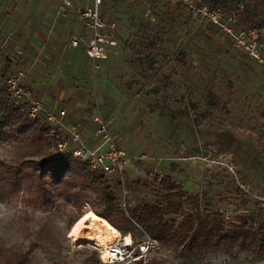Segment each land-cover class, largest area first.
<instances>
[{"label": "rangeland", "instance_id": "rangeland-1", "mask_svg": "<svg viewBox=\"0 0 264 264\" xmlns=\"http://www.w3.org/2000/svg\"><path fill=\"white\" fill-rule=\"evenodd\" d=\"M101 14L103 30L118 43L105 61L81 60L70 67L74 94L83 97L82 109L72 116L89 137L92 125L85 124L93 122L98 106L119 143L144 156L133 161L123 184L105 175L125 212L142 202H162L165 191L154 175L168 174L196 197L194 203L183 199L182 210L166 216L175 224L196 208L225 221L253 210L264 217V68L218 40L214 27L190 20L177 4L154 2L149 18L140 3L103 0ZM234 25L255 27L264 41V26H243L236 17ZM209 90L215 107L208 104ZM68 107L62 108L69 117ZM14 144L0 139V161L19 155ZM43 178L45 185L57 186L48 175ZM85 193L79 207L64 193L45 200L29 185L2 195L0 264H16L23 255L22 264H104L95 243L70 237L86 211L113 225L94 212L102 208L95 193ZM135 225L131 235L111 226L110 242L118 235L134 244L150 242L141 264H209L218 253L232 264H264V255L238 243L185 256L181 246L160 242Z\"/></svg>", "mask_w": 264, "mask_h": 264}, {"label": "trees", "instance_id": "trees-1", "mask_svg": "<svg viewBox=\"0 0 264 264\" xmlns=\"http://www.w3.org/2000/svg\"><path fill=\"white\" fill-rule=\"evenodd\" d=\"M196 1L210 7H219L227 14H233L234 11L233 15H236V20L243 26H264V0ZM179 56L183 57V54L180 52ZM207 96L210 106L218 105L212 91L209 90ZM0 139L15 142L19 151L17 157L6 162L0 161V197L9 196L23 185H29L37 188L45 200H50L56 193H64L72 200V205L79 207L87 196V189L95 193L98 206H102L100 209L93 208L94 212L102 219L106 218L123 234L131 235L137 229L136 223L150 237L181 246V252L185 256L197 255L212 248H228L235 243L264 255V217L258 211L240 213L230 221L217 215L204 214L198 208L183 216L177 224L173 218L166 217L182 210L183 199L191 203L196 200L194 194L188 193L168 174L162 175L159 180L165 191L164 203L142 202L126 207V213L107 183L106 176L89 170L84 163L68 153L51 152L49 149L52 142L42 123L29 118L25 110L13 103L8 93L2 89ZM45 175L57 186L52 188L45 185ZM75 187L79 188L78 191L72 190ZM22 257L16 264H22L26 260L25 255ZM137 261L141 264V260ZM149 264L167 263L165 260L152 259Z\"/></svg>", "mask_w": 264, "mask_h": 264}, {"label": "built area", "instance_id": "built-area-1", "mask_svg": "<svg viewBox=\"0 0 264 264\" xmlns=\"http://www.w3.org/2000/svg\"><path fill=\"white\" fill-rule=\"evenodd\" d=\"M143 6L145 15L151 12L154 2L179 5L192 21H199L216 29L219 39H226L237 50L246 54L251 60L264 68V41L255 27L238 28L234 25L233 14L225 13L219 7H210L196 0H130ZM103 0H59L57 16H67L73 11L91 29L88 38L74 35L70 38L72 46L82 45L85 53L95 64L106 59L108 53L117 45V39L103 30L101 4ZM24 72L15 70L7 76L0 74V89L5 90L11 101L25 110L26 115L39 120L57 153H68L93 172H100L124 183V175L130 165L143 155L135 156L119 143L116 135L111 133L109 122L102 116L96 106L92 116L91 135L83 132L74 121L67 119L64 108L58 110L49 107L37 97L30 87L23 82ZM159 181L161 174L154 175ZM131 238V236H130ZM150 242L134 244L128 242L125 235L119 236L107 247L98 246L100 259L104 264H130L143 257Z\"/></svg>", "mask_w": 264, "mask_h": 264}, {"label": "crops", "instance_id": "crops-1", "mask_svg": "<svg viewBox=\"0 0 264 264\" xmlns=\"http://www.w3.org/2000/svg\"><path fill=\"white\" fill-rule=\"evenodd\" d=\"M57 3V0H0V74L7 76L22 70L24 84L37 97L56 110L68 105L67 119L75 122L72 115L82 109L78 100L83 97L74 94L70 67L90 58L81 44L70 46L67 38L74 35L88 38L91 29L73 11L64 17L57 16ZM89 124L93 122L85 125Z\"/></svg>", "mask_w": 264, "mask_h": 264}, {"label": "bare ground", "instance_id": "bare-ground-1", "mask_svg": "<svg viewBox=\"0 0 264 264\" xmlns=\"http://www.w3.org/2000/svg\"><path fill=\"white\" fill-rule=\"evenodd\" d=\"M85 229L87 230L85 231ZM114 231L113 227L86 211L71 226L70 237L77 242L84 240L95 243L96 246L107 247L113 238ZM127 241L129 242V240Z\"/></svg>", "mask_w": 264, "mask_h": 264}, {"label": "clouds", "instance_id": "clouds-1", "mask_svg": "<svg viewBox=\"0 0 264 264\" xmlns=\"http://www.w3.org/2000/svg\"><path fill=\"white\" fill-rule=\"evenodd\" d=\"M209 264H232V261L226 254L218 253L212 257Z\"/></svg>", "mask_w": 264, "mask_h": 264}]
</instances>
